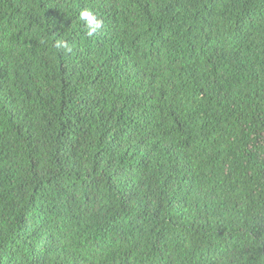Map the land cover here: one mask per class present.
I'll return each mask as SVG.
<instances>
[{"label":"trees","instance_id":"1","mask_svg":"<svg viewBox=\"0 0 264 264\" xmlns=\"http://www.w3.org/2000/svg\"><path fill=\"white\" fill-rule=\"evenodd\" d=\"M0 264H264V0H0Z\"/></svg>","mask_w":264,"mask_h":264},{"label":"clouds","instance_id":"2","mask_svg":"<svg viewBox=\"0 0 264 264\" xmlns=\"http://www.w3.org/2000/svg\"><path fill=\"white\" fill-rule=\"evenodd\" d=\"M79 20L83 22L86 34L88 37L94 36L98 31L104 27L103 20L97 13L91 10H82L79 13ZM56 49L64 50L65 54H70L73 51V47L67 40L60 39L55 43Z\"/></svg>","mask_w":264,"mask_h":264}]
</instances>
